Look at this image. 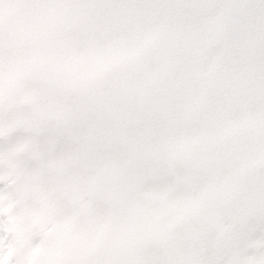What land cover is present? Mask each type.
<instances>
[{"label": "snow or ice", "instance_id": "obj_1", "mask_svg": "<svg viewBox=\"0 0 264 264\" xmlns=\"http://www.w3.org/2000/svg\"><path fill=\"white\" fill-rule=\"evenodd\" d=\"M0 264H264V0H0Z\"/></svg>", "mask_w": 264, "mask_h": 264}]
</instances>
